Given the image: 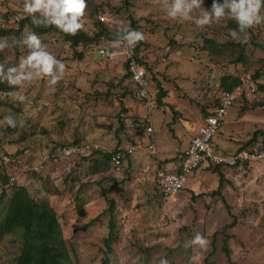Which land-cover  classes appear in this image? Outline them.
Listing matches in <instances>:
<instances>
[{
	"label": "rangeland",
	"instance_id": "1",
	"mask_svg": "<svg viewBox=\"0 0 264 264\" xmlns=\"http://www.w3.org/2000/svg\"><path fill=\"white\" fill-rule=\"evenodd\" d=\"M11 1L0 0V29L18 30L29 18L41 28L55 21L73 31L69 24L74 23L79 25L74 31L93 37L100 32L96 21L102 16L108 34L99 42L73 48L60 34H40L27 24L18 39L10 33L0 41V55L10 68L3 80L14 88L9 95H0V173L10 183L0 181V221L15 184L56 211L74 264H264V169L259 167L264 161L222 166L229 179L217 196L212 194L219 189V176L201 170L168 200L153 189L149 175L153 176L157 158L177 162L181 155L171 123L167 129L154 123V135L146 133L142 139L143 148L148 150L153 142L158 154L148 150V170L131 165L116 174L109 166L107 172L96 173L94 164L103 158L98 152L84 159L49 162L58 147L75 142H96L103 153L126 149L115 146L119 136L131 140L142 135L139 124L145 132L147 105L153 101L152 108L158 105L160 87L170 92L176 105L177 112L171 111L167 119L177 117L180 126L190 122L199 128L202 109L208 112L219 102L225 76L241 78L245 84L234 94L238 98L225 120H238L243 108H264V91L259 89L264 79L254 82L264 76V7L259 6L264 0H83L75 21L72 13L61 15V0L52 1L57 3L41 15L30 12L24 1H17L16 10H6ZM237 14L249 20V32L229 28V20ZM132 25L138 33H130V41L137 47L142 39L136 53L150 68L151 102L136 96L123 55L108 60L98 54L100 48H118ZM171 42H176L171 47L180 54L166 64L163 53ZM43 58L50 71H45ZM188 76L191 79L185 80ZM178 81L188 87L180 92L189 98H178ZM241 90L254 94L244 97ZM133 106L136 116L129 115ZM221 131L216 142L226 130ZM248 143L242 150L264 148L263 139ZM201 175L208 177V186L195 193ZM112 224L114 238L108 252L104 240ZM21 247L19 233L1 238L0 264H16Z\"/></svg>",
	"mask_w": 264,
	"mask_h": 264
},
{
	"label": "trees",
	"instance_id": "2",
	"mask_svg": "<svg viewBox=\"0 0 264 264\" xmlns=\"http://www.w3.org/2000/svg\"><path fill=\"white\" fill-rule=\"evenodd\" d=\"M259 6L264 7V2L259 3ZM245 7H248V5L246 4ZM7 17L8 15L5 18L7 19ZM96 22L98 24L100 32L95 34V36L90 37L83 31H69L64 27L60 26L59 23L55 21L52 22L50 26L41 28L39 25L33 24L29 20V18H27V20H23L20 22V27L18 30L0 29V41L4 40L5 37H8L10 33H15L18 39L19 34H21L23 29H25L26 25L30 24L34 28V30L40 34L51 33V32H56L57 34H60L61 36L64 37V40L67 43H69L73 48H76L81 45L86 46L87 44L99 42L103 36L107 37L108 31H106L105 24L98 19ZM132 24L136 26V24L134 23ZM133 25L131 26L132 29L122 34V36H125L124 41L131 42L130 40H133V38H131L130 33L133 32L135 34L138 33L137 29ZM228 25L230 29L235 30L237 33L239 32L241 34H244L251 30L249 25V20L246 18V16H238V14L229 20ZM140 40L141 42L135 48V52H138L140 46L142 45L143 41L142 39ZM208 43L214 44V42L212 41H209ZM169 46H176V42H171ZM120 49L121 46L116 48L114 51ZM107 51H112V50L107 49ZM79 57L83 58V54H79ZM171 57L172 56H170V58H168L167 61H165L166 64H168L171 61L170 60ZM137 59L145 66V68L149 72L150 68L146 66L145 62L138 56ZM239 60H241V58H239ZM125 68L127 70L126 64H125ZM9 69L10 68L7 67L4 57L0 55V95L1 94L9 95L11 92L14 91L13 86H10L9 83L3 80V76L9 72ZM127 77L130 79V76L128 74ZM258 77L256 78V81L258 80ZM260 87L259 89L264 91V86H260ZM221 88L223 89V93L227 92L234 95L238 90L243 88V82L241 78L225 76L221 80ZM167 93L168 92L166 90L165 91L163 90V87H160V92L157 100L158 106L164 105L162 100L167 96ZM217 106H219V104H217L215 108ZM171 111H173V113L177 112L173 108H171ZM210 111L206 112V110L203 109L204 114L208 113L207 117L210 116L211 114ZM138 127H139V132L141 129L140 133L142 134L144 132L142 130L143 125L139 124ZM121 128H123V125L121 126ZM261 133L263 132L260 131L256 132L254 134V137L250 140V142L247 145L254 143L258 139V135ZM74 144L80 145L81 143L75 142ZM64 146H68V144L62 145L60 147H64ZM96 154L97 155L101 154V156L103 157L102 160L97 161L94 164L93 168L96 173H102V171L107 172L109 166H111L112 168V163H111L112 154L103 153V152H98ZM170 161H176V158ZM177 161H178V169H179L181 160L178 159L177 157ZM49 162L55 164L52 158L50 159ZM222 166H228V165L221 164L214 166L210 164L207 168L212 173L217 174L220 178L219 189L212 194L213 196L221 195V191H222L221 189L224 187V184L227 182L225 174L221 170ZM0 181L4 182L5 185H10L9 178L5 174L0 173ZM12 186L14 188L13 196L11 197L10 203L0 221V239L9 235L19 233L22 239V247L18 258H16L15 260L16 264H74L73 258L70 254V250L64 238L62 225L59 222V218L56 211L49 205L48 202L39 203L36 199H34L31 196V194L29 193L26 187L15 184H13ZM5 196L6 195L4 192L3 197ZM114 229H115L114 224H112L111 233L109 237L104 240L108 247V252L111 251V242L114 238ZM225 243H227V240L225 241ZM224 250L226 254L229 256L231 253L230 249L225 247Z\"/></svg>",
	"mask_w": 264,
	"mask_h": 264
},
{
	"label": "built area",
	"instance_id": "3",
	"mask_svg": "<svg viewBox=\"0 0 264 264\" xmlns=\"http://www.w3.org/2000/svg\"><path fill=\"white\" fill-rule=\"evenodd\" d=\"M99 19L102 22L105 21L102 16H99ZM120 46L121 49L117 51H107L105 48H100L98 54L108 60H115L119 54L121 56L123 55L127 66V74L130 76V81L134 86L136 96L141 101L151 102L150 76L145 66L137 59L135 52L136 46L129 41L121 42ZM175 54L179 55V50H174L171 46L166 47L163 53V61H167L170 56ZM263 79L264 76H261L254 82ZM244 85L243 82V87H245ZM254 91H256V89H254ZM235 100V95L224 92L220 98L219 106L210 111V116L206 117L205 122L198 128L188 148L179 157L181 160L180 168H177L174 172L158 171L156 180L157 188L160 196L164 200L179 195L184 190V183L187 178L195 174L204 164H211L214 166L227 164L228 166H236L246 162L264 161V148L251 152L240 150L231 157H223L215 150L214 139L229 109L235 105ZM142 124L145 125L146 133L150 134V137H152L154 135V129L151 119L146 118ZM148 150L152 154H157L153 142L148 144ZM99 151H101L100 146L94 143L73 144L58 148L51 158L54 162L67 161L75 157L88 158ZM135 152L136 148L133 147L110 152V154H112L111 163L114 173L121 174L124 170L127 158L132 156ZM2 157L4 160H8L6 156Z\"/></svg>",
	"mask_w": 264,
	"mask_h": 264
},
{
	"label": "crops",
	"instance_id": "4",
	"mask_svg": "<svg viewBox=\"0 0 264 264\" xmlns=\"http://www.w3.org/2000/svg\"><path fill=\"white\" fill-rule=\"evenodd\" d=\"M17 1H21V2L24 1L25 3H27L30 6V12H34L37 15L38 14L41 15L43 13V11L45 9H48L51 4L57 3V2H52L54 0H41L39 7H36V0H12L11 2L8 3V5H6L5 9L6 10L9 9L12 11L16 10L15 8H17V6H15V4L17 3ZM12 11H9L8 13H13ZM46 13L47 12H45V14ZM122 58H123V56H122ZM124 64H125V62H124ZM183 75H185V74L183 73ZM189 78L190 77L188 76L185 80H187ZM176 85L177 84H175V86ZM176 88H177V92L180 95V97H178V98H181V97L184 99L189 98L187 96V94L183 95L181 93V92H185L188 88L183 83L179 82L178 85L176 86ZM151 92L153 93L154 89H152L150 86V95H151ZM240 92H241V95H244V97H246L245 94L248 96V93L254 94L253 92H251L249 90H245L244 92H243V90H241ZM169 93L170 92L168 91L167 96L165 98H163V100H162V102L164 104L163 106L157 105L155 108H152L154 101H153V103H149V106L147 105V107H148L147 114H148V118L151 119L153 128H154V123H156V124L160 123L162 125L161 127L165 126V129H167V127H168L167 124L171 123L172 126L174 125V127L171 129L173 132L172 133L170 132V133L173 135L175 140H179V142L181 143V149L178 152H181L180 154H182L188 148L192 138L195 136V134L198 130V124L193 126L192 123L187 122L183 126H180L179 122L177 120V117L174 118L173 121H171V119H167L166 116L170 115L171 108H173L176 111V109H175L176 105L169 98V95H170ZM222 94H223V92L221 93V95L219 97V102H220V98L222 97ZM236 94L237 93H235V95ZM185 96H186V98H185ZM235 98L237 100L238 97H235ZM125 101H126V104H127V102H129L128 99H126ZM219 102L217 104H219ZM255 103H254V105H255ZM134 107H137V106L131 107V109L129 111L130 116L138 115V111H135ZM155 109L157 110L156 113H154ZM207 116H208V113L204 114V112H203L201 125L205 122ZM182 117H183V114H182ZM137 120L138 119H136V121ZM126 122H128V120H126ZM122 125H124L123 121H121V126ZM125 126L127 127V124H125ZM175 127L178 128V131H176ZM222 129H225L226 131L222 134V136L218 142L215 141V139H216V137H215V139H214L215 150L218 154L222 155L223 157H231L236 152L240 151V149L241 150L246 149V147H244V146H246V145H244V143L245 144L248 143L251 140L252 135H254L257 131H262L264 133V108L258 107V106L255 107L253 110L248 109V108L244 110V108H243V109H241V111H239L238 120L233 119V118L232 119L230 118L228 120L227 119L223 120L222 126H221L218 134L220 133V131ZM221 133H222V131H221ZM144 135H146V131L143 132L142 135H140V136H135L134 138H131V140L127 139L129 142L123 136H121V135L119 136L121 141L117 140L115 146L127 147V148L134 146L136 148V152L132 156L127 158V160L125 162V164H126L125 170L128 171L131 168V165H132V168L143 167L146 170L149 169L148 167L150 165V162L149 161L146 162V157L149 154V152H148L146 147L143 148V145L145 146V143H143L144 141H142V139L144 138ZM262 139L264 140V136L259 134L258 140H262ZM88 143H92V142H88ZM93 143H96V142H93ZM234 144H236V145H234ZM241 145H243V147H240ZM235 146H237V148H235ZM248 149H250V148H248ZM156 158H157V156H156ZM169 159H170V157L165 158V159H158L157 158L156 164H155V166H153V169H154L153 170V176L149 175L152 183L154 181L155 185H154L153 189L156 192H158V188H157L155 181L157 179L158 171L162 170L165 172H174L178 168V161L177 162L176 161H169ZM168 162H169V164H168ZM254 163H259V161L254 162ZM254 163H250V165L252 166V165H254ZM261 163H264V162H261ZM54 167L56 168V166L51 164L50 168H54ZM259 167L261 168V170L264 169L263 164L259 165ZM204 169H207V167L206 166L202 167L193 176H190L189 178L196 179L197 175H200L199 174L200 171L204 170ZM102 172H105V171H102ZM224 174H225V172H224ZM226 179H229L227 175H226ZM207 180H208V177L205 178L204 176L201 175V177L199 179V184L193 188V192L195 191V193H197L196 191L201 190L203 185L208 186ZM158 194H159V192H158Z\"/></svg>",
	"mask_w": 264,
	"mask_h": 264
},
{
	"label": "clouds",
	"instance_id": "5",
	"mask_svg": "<svg viewBox=\"0 0 264 264\" xmlns=\"http://www.w3.org/2000/svg\"><path fill=\"white\" fill-rule=\"evenodd\" d=\"M41 3V0H36V7H39ZM62 3V12L61 15H65L68 13H72V19L75 21L76 15L80 14L84 8L83 0H61ZM57 7H61L60 4L57 5ZM59 23V22H58ZM79 25L69 24V28H72L73 31L78 28ZM37 58V57H34ZM42 62L45 65V71H50L51 65L47 58H43Z\"/></svg>",
	"mask_w": 264,
	"mask_h": 264
}]
</instances>
